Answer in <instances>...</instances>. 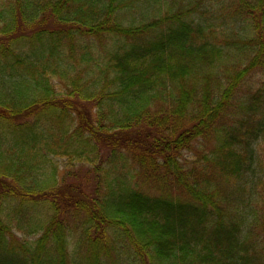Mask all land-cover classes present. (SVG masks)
Wrapping results in <instances>:
<instances>
[{
	"label": "trees",
	"instance_id": "trees-1",
	"mask_svg": "<svg viewBox=\"0 0 264 264\" xmlns=\"http://www.w3.org/2000/svg\"><path fill=\"white\" fill-rule=\"evenodd\" d=\"M0 264H264V0H0Z\"/></svg>",
	"mask_w": 264,
	"mask_h": 264
},
{
	"label": "rangeland",
	"instance_id": "rangeland-1",
	"mask_svg": "<svg viewBox=\"0 0 264 264\" xmlns=\"http://www.w3.org/2000/svg\"><path fill=\"white\" fill-rule=\"evenodd\" d=\"M215 9V8H214ZM61 163V165L63 164V161L62 162H60Z\"/></svg>",
	"mask_w": 264,
	"mask_h": 264
}]
</instances>
